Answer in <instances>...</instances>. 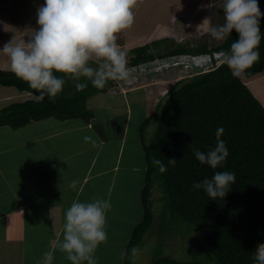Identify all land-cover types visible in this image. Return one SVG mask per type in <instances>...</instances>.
<instances>
[{"label": "crops", "instance_id": "crops-1", "mask_svg": "<svg viewBox=\"0 0 264 264\" xmlns=\"http://www.w3.org/2000/svg\"><path fill=\"white\" fill-rule=\"evenodd\" d=\"M222 2L137 0L134 23L117 34V43L130 54L135 47L157 44L164 38L178 35L192 38V33L200 28L206 37L210 34L212 11L217 8L224 16ZM43 4L44 0H0V49L13 38L16 42L21 39L27 42L28 32L38 28L37 8ZM150 63L130 66L133 70L130 82L119 81L123 90L111 93L109 89L91 96L88 106L94 117L89 122L49 117L20 127L0 126V264H37L43 250L53 249L57 240L63 238L65 212L72 202L94 198L106 199L112 205L106 212V223L112 224L106 227L109 238L94 254L97 264L124 263L119 258L129 235L117 231L121 222L119 211L132 205L143 192L148 167L145 149L142 152L147 142L145 122L164 100L163 83L166 86L165 82L179 70L173 69L171 79L164 77V72L155 76L150 73L147 84L140 80L141 85H133L141 75L140 70L147 69ZM0 68L11 70L3 53ZM258 76L243 77L249 85ZM156 79L161 83L155 84ZM256 81L264 85V81ZM5 89L0 88V112L5 101L7 105L24 101L23 91ZM260 95L264 105V94ZM138 111L142 112L140 116ZM151 124L156 122L148 126ZM85 136L91 138L87 143ZM137 144L140 149H135ZM73 179L78 181L76 189L69 187ZM118 245L122 246L116 251ZM53 264L71 262L64 253L54 252Z\"/></svg>", "mask_w": 264, "mask_h": 264}, {"label": "trees", "instance_id": "trees-1", "mask_svg": "<svg viewBox=\"0 0 264 264\" xmlns=\"http://www.w3.org/2000/svg\"><path fill=\"white\" fill-rule=\"evenodd\" d=\"M260 3L264 5V0H258L264 13ZM260 27V58L243 72L246 77L264 72V17ZM236 39L238 34L233 30L218 43L179 44L171 50H161L156 43H146L127 53L128 67L177 54H211L213 66L177 79L157 105L156 112L145 122L144 133L150 123L156 122L153 140L144 145L148 164L142 195L145 211L126 246L124 264H132V248L141 246L154 223L151 196L156 180L163 186L175 218L188 225L210 229L205 245L214 262L211 259L179 260L162 255L154 257L151 264H256V247L264 243V105L245 79L241 75L233 76L226 64L217 62L215 55L229 50ZM54 74L66 81L61 93L51 100L45 95L43 101L31 98L8 105L0 112V125L20 127L32 120L49 117L80 118L89 122L94 111L88 106V99L109 91L113 83L109 80L103 89H98L81 77L80 82L88 86L77 90L70 75ZM0 84L39 95L11 70L0 68ZM219 127L224 129L221 139L229 155L222 165L212 169L201 164L193 151L206 152L214 147L215 132ZM170 158H176L174 166L168 164ZM154 159L161 160L167 171L161 173L158 166L153 165ZM216 171L235 173V183L226 189L225 197L211 199L203 189H193L194 181L211 178Z\"/></svg>", "mask_w": 264, "mask_h": 264}, {"label": "clouds", "instance_id": "clouds-1", "mask_svg": "<svg viewBox=\"0 0 264 264\" xmlns=\"http://www.w3.org/2000/svg\"><path fill=\"white\" fill-rule=\"evenodd\" d=\"M136 3L137 0H44V4L37 8L38 28L28 32L27 42L25 39L16 42L13 38L4 44L0 53L9 59L10 69L15 76L27 82L39 95L23 92L35 96L38 101H43L45 95L51 100L63 91L66 81L54 73L70 75L77 90L88 86L80 82L81 77L98 89H103L109 80L130 82L133 70L128 67L126 52L117 43V34L133 25ZM260 5L263 10L264 5ZM221 8L224 23L211 26L210 35L222 41L233 30L238 34V39L231 43L229 50L218 53L220 63L226 64L233 76L238 77L260 58V23L264 13L258 0H223ZM163 58L157 57L149 62ZM210 61L205 63L211 64ZM174 82L166 89L169 90ZM167 93L162 92V96L165 97ZM223 132L222 127L217 128L215 146L208 151L194 149L193 154L201 164L216 169L226 161L229 150L221 139ZM90 139L89 136L84 137L86 143ZM92 143L95 146V142ZM175 162L176 158L168 159L169 165L174 166ZM152 163L158 166L161 173L167 171V166L161 160L154 159ZM235 180L233 172L216 171L211 178L194 181L192 187L195 190L203 189L211 199L223 198L226 189ZM77 183L73 179L69 187L76 189ZM111 207L110 201L103 198L73 201L65 212L63 238L57 240L53 249L44 252L37 264H53L57 249L65 254L71 264H97L94 254L99 245L107 243L106 212ZM24 209L22 206L20 211ZM140 247H133L132 253L138 254ZM125 255L126 252L121 251L120 259L123 260ZM254 260L256 264H264V243L257 245Z\"/></svg>", "mask_w": 264, "mask_h": 264}, {"label": "rangeland", "instance_id": "rangeland-1", "mask_svg": "<svg viewBox=\"0 0 264 264\" xmlns=\"http://www.w3.org/2000/svg\"><path fill=\"white\" fill-rule=\"evenodd\" d=\"M219 3V1H217ZM220 4V3H219ZM215 6V2H214ZM216 7V6H215ZM211 17V26L222 24V18L224 20V16L217 11V8L212 11ZM200 20V19H199ZM198 21V20H197ZM210 26V28H211ZM193 28V27H192ZM203 30H206L205 27ZM197 32L192 33V38L177 36L170 37L168 39L164 38L160 42H157V45L161 50H171L178 46L179 44H198L203 41H211L213 43H218L221 40L214 39L210 34L206 37H203L204 34L200 29L196 30ZM210 33V31L208 32ZM195 35V38H193ZM181 41V42H180ZM180 42V43H179ZM218 54V53H217ZM215 53V55H217ZM193 56V55H192ZM191 54L186 56H181L180 54L172 55V56H164L163 60L153 61L149 64L147 69L140 70V74L138 76V80L135 79L133 81V85L140 84V80H143V84H147L148 82V74L158 75L163 74L164 77L171 79L173 77L172 71L175 68H178V72L175 74L174 78L169 82H165L162 85V92L167 88L169 84L176 81L180 78H185L192 76L193 74L199 72L201 69L205 70L208 67L211 68L213 66L211 64L205 63L209 60H212L213 57H192ZM217 62L220 60L219 55ZM177 64V65H174ZM203 66V67H202ZM202 67V68H200ZM158 70V71H157ZM157 71V72H156ZM162 75H160L161 77ZM243 79H245L244 73H241ZM160 79V78H158ZM164 79V78H162ZM257 79L264 81V72L259 74L258 77H254V81L249 84L251 90L260 97V93L264 94V85L260 86L262 82L256 81ZM137 81V82H136ZM117 81H113L110 85V92L115 93L119 90H123V86L121 83H116ZM156 82V83H155ZM155 84H160L161 80H155ZM124 84V83H123ZM6 88V92H14L16 87H5L0 86V88ZM12 88V89H11ZM159 90V88H158ZM161 92V94H162ZM24 101L36 98L33 95H28L24 93ZM5 106L8 104V101H5ZM142 112L138 111L137 115L140 116ZM156 131V124H151L148 126L145 132V139L150 144L154 138V133ZM141 148L140 144H137L135 149ZM144 152V147L142 149ZM12 175V174H10ZM143 192H141L140 198H137V201H134L132 205L128 204L127 207H123L119 211V219H120V227L118 228L119 233H125L128 236V241L131 237V234L134 230V227L143 219L145 207L142 201ZM152 206L155 214L154 224L146 233L144 240L141 244L140 251L138 254H135L132 258V264H151L154 257H159L162 255H167L175 259L179 260H197L203 259L214 262V258L210 255V252L206 248V237L210 231L208 227H199L195 225H188L186 222L181 221L173 215V211L171 209L170 202L166 196V192L161 185L159 180H156L154 184L153 193L151 196ZM108 222L106 223V227L110 226ZM108 230V229H107ZM109 238V237H108ZM127 245V244H126ZM125 245V247H126ZM122 245H118L116 251L121 249ZM44 253V250H43ZM55 253L58 255L60 251L57 249ZM120 259V258H119ZM212 262V263H213ZM209 263V262H208Z\"/></svg>", "mask_w": 264, "mask_h": 264}, {"label": "built area", "instance_id": "built-area-1", "mask_svg": "<svg viewBox=\"0 0 264 264\" xmlns=\"http://www.w3.org/2000/svg\"><path fill=\"white\" fill-rule=\"evenodd\" d=\"M168 91V89L164 90L163 93H166Z\"/></svg>", "mask_w": 264, "mask_h": 264}]
</instances>
